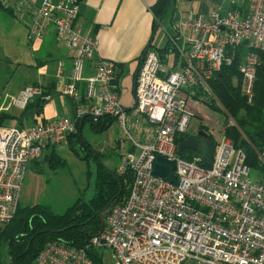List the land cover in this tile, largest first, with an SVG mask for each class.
Returning <instances> with one entry per match:
<instances>
[{
  "label": "built area",
  "instance_id": "obj_1",
  "mask_svg": "<svg viewBox=\"0 0 264 264\" xmlns=\"http://www.w3.org/2000/svg\"><path fill=\"white\" fill-rule=\"evenodd\" d=\"M1 2L26 25L29 41L52 30L56 41L71 51L70 70L60 59L54 77L73 107L72 113L68 108L34 125H0V225L16 212L28 164L47 145L66 143L86 116L97 121L109 115L121 122L128 145L117 171L133 174L127 200L109 208L105 224L84 246L48 242L36 264H93L89 250L104 248L111 250L115 264H264L261 172L246 164L245 153L223 132L217 139L212 129L205 130L215 143L209 164L201 165L198 151L189 159L177 152L179 138L188 136L191 108L200 105L194 89L212 95L209 79L232 63L234 47L241 42H248L250 50L240 65L239 90L252 100L258 52L264 51V0H247L244 11L225 9L220 2L208 18L194 10L182 14L175 35L168 38L165 62L157 50L163 39L156 44L152 37L135 74L129 108L120 101L119 84L113 83V61L98 58L93 71L84 74L83 62L93 58L96 39L76 23L77 0ZM36 95L50 99L40 87L26 86L15 100L23 109ZM157 156L175 162L174 181L153 173ZM259 159L264 167V146Z\"/></svg>",
  "mask_w": 264,
  "mask_h": 264
},
{
  "label": "trees",
  "instance_id": "obj_2",
  "mask_svg": "<svg viewBox=\"0 0 264 264\" xmlns=\"http://www.w3.org/2000/svg\"><path fill=\"white\" fill-rule=\"evenodd\" d=\"M81 3L83 0H77ZM175 0H156L150 9L154 16L153 28L156 32L165 16H170V25L173 28V33L164 32L163 45L157 48L160 57L166 61L165 54L169 46L168 38L175 35V25L173 21ZM237 9V8H234ZM0 10L7 11L16 16L12 8L6 7L0 0ZM172 20V21H171ZM160 21V23H159ZM26 26V25H25ZM164 30V29H163ZM155 32L152 33L148 45L152 42ZM95 39V38H94ZM145 49V48H144ZM250 50L248 42H241L234 47V58L230 65H224L210 79L209 84L215 97L222 105V109L229 113L235 120L237 125L223 124L224 134L231 139L233 144L242 149L245 153L246 164L249 167L255 166L259 171H264V168L258 166L256 154L253 152V147L261 151L264 146V51H259L260 63L256 71V79L254 84V96L251 104H248L244 96L239 90L240 65L244 53ZM144 52V50H143ZM143 54V53H142ZM141 56L138 59V67L141 63ZM175 58L172 56L169 63H173ZM87 75V74H86ZM135 76V75H134ZM113 83L119 84L117 67ZM27 86V85H26ZM25 86V87H26ZM32 86H37L42 89L43 95H50V99L46 100L42 95H36L25 104L19 114L0 113V125H6V120H16L15 125L25 127L45 121L47 118L43 115L45 105L52 99L63 96L56 85L55 79L42 85L41 82L35 83ZM23 90V89H22ZM199 96V95H198ZM69 103V111L72 113L73 102L67 98ZM212 109H216V105H209ZM262 110V113H261ZM50 118V117H48ZM89 121L93 131L103 132L108 130L115 118L109 115H103L97 121L92 117L86 116L79 126L76 125L75 132L71 133L66 144L72 146L73 140L77 141V131L79 132L85 121ZM204 126V125H203ZM243 131L241 132L239 128ZM185 137V136H184ZM182 136L179 140H183ZM82 148H85L84 157L87 158L95 154L89 149V144L86 142H78ZM60 145V144H59ZM118 147V144L114 147ZM58 145H47L44 151H47L42 158L50 162L51 166H57V163H62V159L56 153ZM193 150L184 149L180 156L189 159ZM43 153L40 154V156ZM39 156V157H40ZM99 157L92 156L97 162L96 185L93 196L89 200L77 199L68 206L62 213H53L49 207L42 204H37L31 207L25 206L20 208L18 201L16 212L13 218L0 225V249L3 245L6 246L7 254L10 258L9 264H36L35 260L43 248V246L52 241L63 242L69 247H82L90 237L101 230V219L105 224L104 217L106 210L112 205L123 204L129 195L133 182V174L127 169L125 173H119L117 167L107 170L102 166V155ZM37 159V158H36ZM33 159L32 161H35ZM47 159V160H46ZM31 161V162H32ZM108 168V167H107ZM18 217L15 220V216ZM15 220L14 222H12ZM89 255L93 264H102V256L99 249H90ZM0 264H5L0 250Z\"/></svg>",
  "mask_w": 264,
  "mask_h": 264
},
{
  "label": "rangeland",
  "instance_id": "obj_3",
  "mask_svg": "<svg viewBox=\"0 0 264 264\" xmlns=\"http://www.w3.org/2000/svg\"><path fill=\"white\" fill-rule=\"evenodd\" d=\"M169 20L168 15L161 25L171 30ZM176 23L177 20L174 21V24ZM27 33L28 28L18 17L0 10V112L3 111L8 115L20 113L21 107L18 100L15 99L26 85L32 86L39 83L42 81L40 76L44 73L46 75L53 74V79H55L54 74L58 68L59 59L57 58L59 55L53 45L43 44L42 40L28 41ZM161 37H165V35L163 28L160 26L156 29L153 43L160 42ZM95 47L97 48V41ZM48 52L50 53L47 54ZM93 58L85 59L83 66L86 60H92ZM64 69L68 72L66 63ZM135 74L136 72H134ZM134 79L135 76L132 79V92H134ZM42 85L45 84L42 83ZM194 92L200 97V105L197 108H191L193 115L187 126V135H196L200 129L204 131L212 129L214 137L218 139L221 132L224 131L222 129L224 121L225 125H237L232 116L222 109V105L213 92L212 95L204 94L196 89H194ZM252 100L246 102L251 104ZM211 104H215L216 109H212L209 106ZM48 108H50L49 103L46 104L44 116L54 117L60 113L57 112L53 115V112L48 111ZM15 121L7 119L6 125H15ZM239 130L240 133H243L241 128ZM222 135L231 141L224 132ZM244 137H246L245 134ZM75 138L77 141L74 139L72 146L66 143L58 145L56 153L62 159V163H57V166L53 167L50 162H46L44 159L32 169L30 166L28 167L19 198L20 208L42 204L49 207L53 213L58 214L64 212L68 206L79 198L89 200L94 194L98 166L92 156L97 158L99 157L97 155L101 154L102 166L114 168L121 163L122 154L128 145L123 138V128L119 120H115L111 127L103 132L93 131L87 120L84 122L81 132L78 128ZM78 142L89 144V149L92 152L94 151L95 154L85 158V148H82ZM117 144L118 147H114ZM256 149V146L253 147V152L256 154L258 166L262 168L259 159L260 151ZM193 154H196V152ZM252 168L257 169L255 166H252ZM260 172L262 179H264V171ZM250 178L255 179V174L252 171L250 172ZM108 210H106V213ZM17 217L18 215L15 216V220ZM0 250L5 264H9L11 260L7 254L6 246L3 245ZM100 253L102 264H115L110 249H100Z\"/></svg>",
  "mask_w": 264,
  "mask_h": 264
},
{
  "label": "crops",
  "instance_id": "obj_4",
  "mask_svg": "<svg viewBox=\"0 0 264 264\" xmlns=\"http://www.w3.org/2000/svg\"><path fill=\"white\" fill-rule=\"evenodd\" d=\"M155 1L83 0L80 3L76 23L83 34L95 38L97 41L94 58L85 61L84 74H89L93 71L94 62L98 58L115 62L120 88L119 97L126 108H129L133 102L132 79L138 67V59L148 44L152 33L155 32L153 28L154 16L150 9ZM220 2H222L225 9L237 8L244 11L247 6V0H175L173 21H171L174 23L182 14L192 10L208 18L213 6ZM169 18L172 17L169 16ZM161 28L164 29V32L166 30L170 34L174 31L172 27L169 30L161 25ZM161 38L163 39V37ZM41 40L43 44L53 45L59 55L57 59H64L66 68L69 71L71 68V52L65 44L56 41L52 30L48 31ZM40 77L42 79L40 82L45 85L53 80V74L46 75L44 73ZM67 98L69 97L59 96L52 98L48 102L50 104L48 111H52L53 115L57 114V112H60L58 114L64 113L69 108ZM46 153L47 151H44L35 161L30 162L26 171L29 166L32 169L39 165Z\"/></svg>",
  "mask_w": 264,
  "mask_h": 264
},
{
  "label": "water",
  "instance_id": "obj_5",
  "mask_svg": "<svg viewBox=\"0 0 264 264\" xmlns=\"http://www.w3.org/2000/svg\"><path fill=\"white\" fill-rule=\"evenodd\" d=\"M160 23V21H159ZM83 117L81 118V121ZM81 126V122L79 124ZM215 143L208 139L207 133L200 129L196 135H188L177 145V152L180 154L184 149H191L200 152L201 154V165H207L211 162ZM175 162L168 160L164 157L157 156L153 163V173L159 176L165 177L169 181L175 180L173 169ZM107 170L109 168L105 167ZM103 227V220L101 219V228Z\"/></svg>",
  "mask_w": 264,
  "mask_h": 264
}]
</instances>
